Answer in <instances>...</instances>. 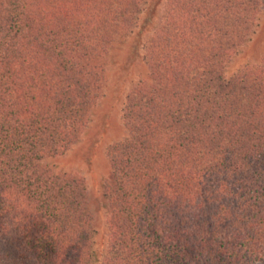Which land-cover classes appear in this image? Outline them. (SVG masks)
Returning a JSON list of instances; mask_svg holds the SVG:
<instances>
[{
  "label": "trees",
  "instance_id": "1",
  "mask_svg": "<svg viewBox=\"0 0 264 264\" xmlns=\"http://www.w3.org/2000/svg\"><path fill=\"white\" fill-rule=\"evenodd\" d=\"M157 3L0 0V264L263 261L264 58L226 76L261 2ZM135 30L148 74L106 150L100 253L83 178L47 161L77 142Z\"/></svg>",
  "mask_w": 264,
  "mask_h": 264
},
{
  "label": "rangeland",
  "instance_id": "2",
  "mask_svg": "<svg viewBox=\"0 0 264 264\" xmlns=\"http://www.w3.org/2000/svg\"><path fill=\"white\" fill-rule=\"evenodd\" d=\"M157 1L158 16L163 0ZM260 2L261 12L253 34L231 58L226 76L245 65L259 66L263 62L264 0ZM145 9L144 6L139 12V22L143 21ZM151 30L139 34V40H144ZM136 35L137 30L125 36L113 47L109 63L104 70L105 83L102 96L92 107L89 121L77 142L62 155L47 161L54 172L70 173L83 178L87 205L93 216L96 249L100 253L104 251L106 240L102 196L103 183L109 173L106 150L108 146L123 137L121 114L126 95L134 83L144 79L148 74V69L142 60L143 52L140 43L136 45V39H134ZM259 264H264V259Z\"/></svg>",
  "mask_w": 264,
  "mask_h": 264
}]
</instances>
